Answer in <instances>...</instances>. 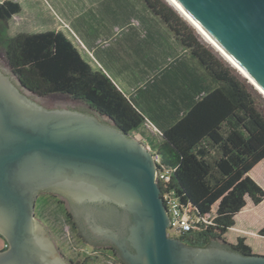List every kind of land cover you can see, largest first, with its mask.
<instances>
[{
	"label": "water",
	"instance_id": "95a60500",
	"mask_svg": "<svg viewBox=\"0 0 264 264\" xmlns=\"http://www.w3.org/2000/svg\"><path fill=\"white\" fill-rule=\"evenodd\" d=\"M264 87V0H179ZM12 66L0 63V264H66L43 223L40 192L106 199L133 215L130 264H264V255L187 246L170 236V215L147 144L109 118L33 97Z\"/></svg>",
	"mask_w": 264,
	"mask_h": 264
},
{
	"label": "trees",
	"instance_id": "16d2710c",
	"mask_svg": "<svg viewBox=\"0 0 264 264\" xmlns=\"http://www.w3.org/2000/svg\"><path fill=\"white\" fill-rule=\"evenodd\" d=\"M143 1L217 83L179 119L160 128L161 142L155 151L163 164L174 169L169 183L160 182L162 191L175 190L196 219L191 230L176 234L196 247L264 255V226L256 235L229 239L239 223L253 225L250 222L257 213L242 215L246 208L264 206V188L252 176L264 163V113L256 103L259 95L248 78H242L235 66L203 44L169 4ZM21 10L13 0L0 2V48L22 82L41 96L60 93L81 100L130 135L140 130L147 122L145 114L104 70L84 58L65 31L8 32L9 22Z\"/></svg>",
	"mask_w": 264,
	"mask_h": 264
},
{
	"label": "crops",
	"instance_id": "0c3cea01",
	"mask_svg": "<svg viewBox=\"0 0 264 264\" xmlns=\"http://www.w3.org/2000/svg\"><path fill=\"white\" fill-rule=\"evenodd\" d=\"M3 1L5 0H0ZM13 1L22 7L13 18L30 16L33 20L40 16L49 21L56 20L55 15L60 17L62 23L58 22L59 24L53 27L39 30L61 29L70 38L67 30L72 31L79 38L82 49L73 38L71 39L79 47L84 58L95 68L104 70L145 114L146 119L159 130L179 119L207 89L215 87L212 80L204 74L206 70L199 61L143 0H64L61 1L60 7L54 2L52 12L47 8L41 9L40 0ZM136 2L141 3L142 7L136 6ZM125 3L128 5L122 6ZM78 19H81V31L73 28V22H79ZM64 23L69 26L68 29L64 27ZM157 38L158 45L150 48L148 39L150 42H156ZM108 48H112L113 52L102 56L106 51L102 50ZM116 58L117 61L113 60ZM127 58L135 61L134 67L129 66ZM106 64H109V67ZM160 77L169 79V93L160 99L151 98V101L144 96L139 98L142 89L145 88L146 91L149 86L148 91L154 90L153 85H159ZM144 103L148 105L142 106ZM173 119L172 123L168 122ZM154 122H157L159 127ZM2 246L0 251L6 248V240Z\"/></svg>",
	"mask_w": 264,
	"mask_h": 264
},
{
	"label": "rangeland",
	"instance_id": "374dc122",
	"mask_svg": "<svg viewBox=\"0 0 264 264\" xmlns=\"http://www.w3.org/2000/svg\"><path fill=\"white\" fill-rule=\"evenodd\" d=\"M40 1L42 4L41 9L46 10V8H47V9H49V11L52 12L54 9V2L57 4L58 7H60V6H62L61 1L63 2L64 0H40ZM76 1L78 2L79 0H76ZM163 1L166 2L167 4H169L178 13V15L186 22V24L195 31V34L199 37L200 41L203 44H205L207 47L211 48L212 51L215 52L217 54V56L219 58H221L223 61H225L228 65L235 68L221 54V52H219L218 49L215 46H213V44H210L207 41V39L203 35H201L199 33V31L168 0H163ZM123 5L127 6L128 4L125 3V4H122V6ZM135 5L142 7L141 6L142 4L139 2H136ZM54 15L55 14H53V16ZM55 18L58 21L52 20V19H49V21H48V20H46V17L41 18L40 16L38 18L33 19V20H31L30 16L22 17V19L13 18L9 22L10 28H9L8 32L11 35H15L18 32L43 31V30H39V29H46L48 27H53V26L59 24L58 22L62 23V20L59 19L60 17L58 18L55 15ZM78 21L79 22H77V20H75L73 22V28L77 29V31H81V27H82L81 19H78ZM165 26H167L169 28V26L167 24ZM64 27L67 29L69 28V26L66 23H64ZM168 30L171 31L170 28ZM67 32L71 36V38H73L75 43L77 45H79L82 49V44H81L79 38L72 31L67 30ZM0 36H3V32H0ZM159 38H157L156 42H150L148 39V46L150 48H155V46L158 45V43H159L158 42ZM152 39H154V36H152ZM104 48H106V47H104ZM102 51H105V53L102 54V56H108L111 52H113L112 48L104 49ZM113 60L117 61V58L113 59ZM122 62L124 63V59H122ZM0 63H2L5 66V68L10 67L8 59H7L6 54H5V50L3 48H0ZM127 63L129 64L130 67H134L135 61L132 58H127ZM106 66L109 67V64H106ZM235 70H236V73L239 74L242 78H246L244 75L241 74L240 71L237 70V68H235ZM176 74L180 76L179 73H176ZM204 74H206V76L209 79L212 78L210 76V74L207 73V71H204ZM160 78L158 79L159 85L158 86L153 85V87L155 88L154 90L150 89L148 91L147 89L149 88V86L146 87V91H145V88L142 89L141 92L139 93L140 94L139 98L144 96L149 101H151L152 100L151 98L160 99V98L165 97L167 95V93H169L168 91H169L171 84H170L168 78L167 79L165 77H160ZM211 80L213 83H216L215 80H213V79H211ZM247 82L251 83L250 80H248V79H247ZM172 85H174V84H172ZM157 88H159V89H157ZM253 88L256 90V93L259 95V97H257V99H256L257 106L264 113V95L254 85H253ZM31 95L35 98L56 104L58 106H61V107L67 108V109L77 110L80 112L98 115L93 110H91L86 104H84L81 100L73 99L69 95H66V94L54 93V94H50L47 96H37V95H33V94H31ZM147 105H148L147 103L146 104L144 103L142 106H147ZM173 121H174V119L169 120L168 122L172 123ZM131 136L136 137L138 140H140L144 143H148L147 146L151 151L156 150V148L159 146V144L161 142L160 139L162 137L161 136V130L156 128L148 120L144 125H142L140 130H134L132 132ZM257 167L258 168H257L256 172L254 174H252V176L264 188V163L259 164V166H257ZM251 211L256 212L257 217L259 216L260 218L257 220V217H256L253 221H251L250 224H253L252 226L251 225L248 226V224H246L245 226H240L242 224L239 223L237 228L235 227L234 231H232L231 234L229 235L230 240L235 241L236 236H238V235H245V234L256 235V233H258L259 230L264 226V206L263 207H262V205L256 206V207L250 206L244 210L242 215H245L246 212H251ZM61 213L62 212L60 211L58 205L50 200L44 205L41 204L40 209H37L36 220L44 224V226L48 230V233L52 236V238H54L55 242L59 246L60 245L63 246L62 248H64V250H61L62 254H64L63 251H65V254L75 256V258L77 257L79 259H83L84 254H85L84 251L82 253V256H78L77 251L80 248H82V249L86 248L88 250V247H85L83 245L82 246L79 245L74 240L73 235L69 234V230H68L67 225L64 221V216ZM170 236L176 237L177 234L175 231L172 230V231H170ZM4 242H5V238L0 235V245H1L0 247H3L2 245Z\"/></svg>",
	"mask_w": 264,
	"mask_h": 264
},
{
	"label": "flooded vegetation",
	"instance_id": "af4514ba",
	"mask_svg": "<svg viewBox=\"0 0 264 264\" xmlns=\"http://www.w3.org/2000/svg\"><path fill=\"white\" fill-rule=\"evenodd\" d=\"M56 203L64 216V221L74 240L86 248L77 251L79 259L62 254L63 246L54 244L66 264H130L123 250L137 255V248L131 240L133 215L125 207L106 199H77L75 196L57 187H50L39 193L35 201V216L41 204L48 201ZM56 229V228H55ZM71 235V236H72ZM180 239L187 246H193L189 240Z\"/></svg>",
	"mask_w": 264,
	"mask_h": 264
},
{
	"label": "built area",
	"instance_id": "2783aa9c",
	"mask_svg": "<svg viewBox=\"0 0 264 264\" xmlns=\"http://www.w3.org/2000/svg\"><path fill=\"white\" fill-rule=\"evenodd\" d=\"M153 152L158 164L157 179L159 182L162 181L164 183H169L174 169L163 164L160 154L156 151ZM162 195L171 219L169 231L173 230L176 233H181L191 230L196 219L181 203L180 197L177 196L176 191L173 189H167L164 193H162Z\"/></svg>",
	"mask_w": 264,
	"mask_h": 264
},
{
	"label": "bare ground",
	"instance_id": "6f19581e",
	"mask_svg": "<svg viewBox=\"0 0 264 264\" xmlns=\"http://www.w3.org/2000/svg\"><path fill=\"white\" fill-rule=\"evenodd\" d=\"M171 4L203 35L208 42L213 44L219 52L237 69H239L245 77L264 95V87L258 83L255 78L247 72L246 69L200 24V22L181 4L179 0H169Z\"/></svg>",
	"mask_w": 264,
	"mask_h": 264
},
{
	"label": "clouds",
	"instance_id": "9594fccd",
	"mask_svg": "<svg viewBox=\"0 0 264 264\" xmlns=\"http://www.w3.org/2000/svg\"><path fill=\"white\" fill-rule=\"evenodd\" d=\"M254 85V84H253Z\"/></svg>",
	"mask_w": 264,
	"mask_h": 264
}]
</instances>
